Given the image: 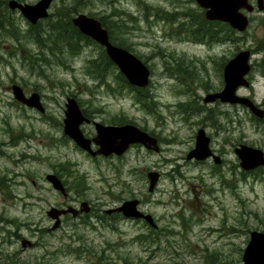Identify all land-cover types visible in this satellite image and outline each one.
<instances>
[{
	"label": "rangeland",
	"instance_id": "obj_1",
	"mask_svg": "<svg viewBox=\"0 0 264 264\" xmlns=\"http://www.w3.org/2000/svg\"><path fill=\"white\" fill-rule=\"evenodd\" d=\"M0 1L4 2L0 13L8 14L20 40L0 34V182L9 179L3 182L7 187L0 189V264H243L250 231H264V173L261 169L244 171L234 148L246 143L264 149V122L253 119L247 108L220 101L205 103L204 98L222 89L223 63L238 50L256 48L253 59H264V49L257 48L264 39V11L255 9L250 14L244 32L224 44L208 46L186 41L190 37L185 31L171 35L172 25L189 16L179 15L176 22L155 16L156 8L178 13L186 7L191 12L198 10L195 2L117 0L115 12L126 10L136 22L123 14L121 18L131 28L122 32L116 24H109V29L113 39L119 35L117 40L151 67L148 90L155 104L149 113L134 93H113L88 73L91 60L100 56L98 47L82 40L83 47L76 54L64 48L53 55L43 43L29 40L26 34L31 24L11 9V0ZM18 1L31 4L38 0ZM60 6H66L65 13L81 6L77 13L99 17L110 15L115 8L106 0H55L50 13ZM174 37L177 41L170 40ZM42 53L50 60H42ZM33 56L39 58L35 64L30 63ZM116 73L111 74L112 81ZM250 76L252 88L241 87L237 93L262 106L264 75L257 64ZM11 81L27 93L33 88L40 92L47 112L13 103ZM72 94L100 121L111 123L121 116L155 132L162 151L138 144L120 157L86 155L74 141L64 139L63 127L58 128L67 96ZM6 122H11L12 131L24 128L32 136L7 148ZM199 128L211 137V147L223 158L222 163L186 158L195 147ZM84 132L95 134L90 126ZM65 163L72 173L60 167ZM58 168L69 182L86 176L87 185L70 193L75 200L90 201L94 208L81 218L66 217L53 230L47 210L65 199L45 176ZM150 171L161 173L153 191L149 190ZM79 188L82 194L76 192ZM133 198L141 200V211L153 215L155 227L141 218L118 215L106 219V210ZM24 238L34 244L24 247Z\"/></svg>",
	"mask_w": 264,
	"mask_h": 264
},
{
	"label": "water",
	"instance_id": "obj_2",
	"mask_svg": "<svg viewBox=\"0 0 264 264\" xmlns=\"http://www.w3.org/2000/svg\"><path fill=\"white\" fill-rule=\"evenodd\" d=\"M52 1L39 0L34 4H23L17 0H11L10 6L12 8L17 7L29 21L36 23L39 19L48 16V8ZM196 2L206 9L205 15L208 19L228 22L232 27L240 31L245 30L249 24L248 16L241 10L253 11L254 9V5L250 0H196ZM257 3L259 9L263 10L264 0H257ZM73 23L83 33L89 35V37L106 48L109 58L117 65L130 84L143 88L148 86L151 74L149 66L129 49L114 44L110 40L108 30L98 18L88 16L86 13H80L73 18ZM250 56V50H244L230 59L224 67V89L218 93L207 95L204 101H213L220 98L224 102L245 104L256 115L263 116L264 111L258 108L249 97L240 96L236 93L239 86L249 84L245 75L251 69ZM13 94L17 100L27 106L35 107L42 112L45 111L38 92H33L28 96L20 85L15 84L13 85ZM65 106L64 132L81 148L91 152L93 155H122L130 145L135 143H141L148 149L159 150L157 138L134 123L117 125L95 121L97 135L94 138L87 137L81 125L85 121L89 122L90 119L84 114L77 99L71 96L68 97ZM92 142H95L99 146L97 150L92 149ZM235 152L241 159V166L246 170L254 169L260 165L264 166V150L261 148L241 143L240 146L235 148ZM210 155H213L215 161L220 163L221 158L215 155L210 148V137L201 128L198 130L196 136V146L188 153L187 158L205 159ZM148 178L150 180L149 190L152 191L159 179V173L150 171ZM47 179L55 189L60 190L63 194H67L66 187L57 174L50 173L47 175ZM138 202V200H128L118 207L117 210L123 211L128 217H144L152 224L153 219L150 215H145L138 211ZM82 206L85 211H89L87 201H83ZM67 212H72L74 215L78 213L71 206L67 209L53 206L48 210L49 216L56 220L53 228L59 226L61 222L60 216ZM29 243L31 244V241ZM243 264H264V231L252 230L250 232V239L243 253Z\"/></svg>",
	"mask_w": 264,
	"mask_h": 264
},
{
	"label": "trees",
	"instance_id": "obj_3",
	"mask_svg": "<svg viewBox=\"0 0 264 264\" xmlns=\"http://www.w3.org/2000/svg\"><path fill=\"white\" fill-rule=\"evenodd\" d=\"M107 3H111V5H115V8L113 10V12L110 15H106L105 17H101V21L103 23L104 26H106L108 29L110 28L109 24H116V29L119 31H128L131 27H129L127 25V21L122 19V15L126 14V19H129V21L131 22H136V19L134 17L131 16V14H129V12H127L125 10L120 12H116L117 15H115V11H117L116 9H118V7L116 6L117 0H106ZM143 1V0H142ZM175 1V0H174ZM178 2V0H176ZM193 1V0H191ZM4 2L0 1V5L3 4ZM114 3V4H113ZM84 6V5H83ZM65 7L66 6H60L59 8H57L58 10L54 12V14L52 13V15H50V18L46 19L45 21H41L39 22L37 25H31L30 29H29V34L26 36L29 37L30 41H33L35 43H37L38 45H42V43L50 48L51 52L53 55H55V51L59 54L62 52V50L64 48H70V51L73 53H75L79 48V40H75V37L78 35L79 31L76 27H74L73 23H72V17L74 13H77L78 8L80 9V7H77V9H70L69 12L65 13ZM6 9V7H4ZM189 7H186L183 9V11H181L180 13L177 12H172V13H164L163 18H165L166 20H169L171 22H176L177 21V17L179 15H186L189 16L190 19L186 20V22L184 21L183 23L178 22L177 25H172L173 29L171 32H173L174 34L178 35L179 31H182V33L185 31L187 33V35L189 37H192V39L195 40H204L206 42H214V41H220V40H228L231 39L232 37H234L238 32L234 29H232L227 23L224 22H219V21H208L205 19L203 11L201 9L198 8V10L196 9L195 11L193 10L188 11ZM4 9V11H5ZM160 9V8H158ZM61 10V12L59 11ZM159 13V12H158ZM128 14V15H127ZM8 14H6L5 12L0 13V34L3 35H8L11 37L16 38L17 40H19L18 36L16 37L15 33L12 31V24L9 21V18L7 17ZM95 15V14H94ZM111 18V19H110ZM108 19V20H107ZM44 23L48 24V28L44 25ZM110 30V29H109ZM46 33H45V32ZM76 34V35H75ZM112 34L114 35V33L112 32V30H110V35L111 38ZM23 37H25V34L22 35ZM119 35H117V38L114 36L113 41L121 46H125V44L121 41H118ZM20 41V40H19ZM92 40L89 38V42H91ZM93 42V41H92ZM260 46H258L257 48H262L264 49V39L260 40ZM126 48L131 50L130 46L126 45ZM256 48H253V51ZM67 50V49H66ZM66 52V51H65ZM100 56L94 58L91 60L92 64L89 67V71L88 73L92 76V78L94 80H96L98 83L100 84H104L106 85V87L108 88L109 91H112L113 93L117 92L118 90H124L125 92L129 91L128 93H134V96L136 98V100L142 105V107L148 111L149 113H152L149 108H152L153 104H155V102L152 100V95H150L149 90L145 89V88H136L132 85H130L127 80L125 79L124 75L117 69V67L115 66V64L109 59L108 55L106 54V52L104 50L100 51ZM0 58H2L0 56ZM40 58L42 60L45 61H49V57H47L44 53H42V56H40ZM39 58H36L33 56V59L30 60V63L35 64L37 63V60ZM224 59V58H223ZM257 68L258 70L261 71L262 74H264V59L260 62H257ZM255 64V65H256ZM39 65V64H38ZM37 65V66H38ZM37 68V67H36ZM39 69L42 71V69L39 67ZM117 71L116 75H115V81H112L110 79L111 74ZM15 81H11V85L14 84ZM114 83H118L117 85H115ZM10 85V88H11ZM30 91L36 90L35 88L33 89H29ZM136 94V95H135ZM74 95V94H72ZM75 96V95H74ZM155 100V99H154ZM13 103H15L16 105L22 106L24 108H28L25 105H22L20 102H18L17 100H13ZM187 109V106L185 107ZM88 111V109H86ZM85 110V112H87ZM91 111L89 110V114ZM126 120V117H115L112 122H117V123H122ZM59 127L58 128H62L63 123L58 122ZM6 133L8 135V137L10 138V142L11 145L16 146L17 143L21 140V138H27V137H31L32 133H25L24 128H20L18 131L13 130L12 131V125L11 122H6V126H4ZM64 139L66 138L67 140H69V138L66 135H63ZM7 142V143H8ZM0 145H2L1 141H0ZM4 146H6V144H4ZM0 150H2V146H0ZM66 164V167H65ZM65 164H61L60 167L64 168L68 173H72V170H70V167L67 163ZM55 172L60 175L61 177H65L62 173L61 170L58 168L55 170ZM6 179V181L3 182H8L9 179L4 177ZM3 179V177H2ZM75 182L74 183H80V184H76L75 186L73 185V182H69L67 179H65L66 183L68 184V188L69 190H75L76 187H85L87 185V181H86V176L85 175H80L79 177L75 178ZM0 182V189H2L3 187H7L6 183ZM82 190V188H79L76 190V192L78 194H82L80 193V191ZM30 194V193H28ZM30 196H32L30 194ZM102 215L99 214V217H101ZM108 216V215H106ZM104 217V216H103ZM114 217V216H113ZM42 232H45V229L41 230ZM43 235V233H42ZM143 237H148V236H143ZM140 238V237H139ZM101 256V255H100ZM103 257V256H101ZM14 264H18V261H16Z\"/></svg>",
	"mask_w": 264,
	"mask_h": 264
},
{
	"label": "flooded vegetation",
	"instance_id": "obj_4",
	"mask_svg": "<svg viewBox=\"0 0 264 264\" xmlns=\"http://www.w3.org/2000/svg\"><path fill=\"white\" fill-rule=\"evenodd\" d=\"M18 1V0H17ZM20 3H23V4H25V3H29V2H25V1H19ZM10 4V3H9ZM14 10H17V11H19V12H21V14H22V11L20 10V9H18L17 7L14 9ZM161 10H163L165 13H167V14H169V12H171V11H168V10H166V9H164V8H162ZM80 13H85V12H78L75 16H77L78 14H80ZM88 16H89V13H86ZM115 15H117L116 14V12L114 13ZM23 15V14H22ZM24 16V15H23ZM74 16V17H75ZM155 16H156V14H155ZM154 16V17H155ZM25 17V16H24ZM73 17V18H74ZM103 17H105V16H103ZM26 18V17H25ZM73 18H72V23H73ZM73 25H74V27H76L77 29H78V31H79V33H78V35L75 37V40L77 39V40H79L80 42L83 40V41H87V42H89V35H87V34H85V33H83L82 31H81V29L78 27V26H76L74 23H73ZM109 30V29H108ZM110 32V31H109ZM76 35V34H75ZM79 47H80V43H79ZM86 114V116H87V118H89V111L88 112H86L85 113ZM91 116V122L89 123V122H86V123H84V125H83V129L85 130V127L86 126H90L93 130H95V125H94V120L96 119L95 118V116H93V115H90ZM85 134L87 135V136H89V134H87L86 132H85ZM95 135V134H94ZM93 135V136H94ZM6 144V147L8 148L9 146H11V143L10 142H6L5 143ZM3 145V144H2ZM7 184V183H6ZM61 194V193H60ZM62 195V194H61ZM64 203H61V204H59L58 205V207H63V206H74L75 207V209L78 211V213L76 214V216H74L75 218H81L84 214L82 213V212H80V210L78 209L79 207H78V204H79V206L80 205H82V202L84 201H80V198H78L77 200H75V197L74 196H72V194L71 193H67V194H64ZM141 201V200H140ZM80 202V203H79ZM89 203H90V201H89ZM140 204H141V202H139ZM71 204H73V205H71ZM90 206H91V208H94V207H92V205H91V203H90ZM71 216V214H66L65 216H64V218H63V220L67 217V219H69L68 218V216ZM63 220H62V222H63ZM140 220H142V219H140ZM61 225H62V223H61Z\"/></svg>",
	"mask_w": 264,
	"mask_h": 264
},
{
	"label": "bare ground",
	"instance_id": "obj_5",
	"mask_svg": "<svg viewBox=\"0 0 264 264\" xmlns=\"http://www.w3.org/2000/svg\"><path fill=\"white\" fill-rule=\"evenodd\" d=\"M125 76V75H124ZM142 88V87H141ZM220 163H222V161H220ZM89 204V203H88ZM91 210H92V208H91V206H89V213L91 212ZM80 212H82V213H87L88 214V212L87 211H85L84 210V207L81 205V209H80ZM3 219V218H2ZM24 243H25V245H24ZM32 244V243H31ZM30 243H29V240H23V246L24 247H27V246H30L31 245Z\"/></svg>",
	"mask_w": 264,
	"mask_h": 264
}]
</instances>
